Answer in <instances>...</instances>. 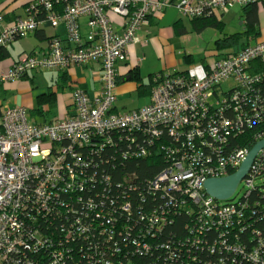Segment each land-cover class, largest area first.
Wrapping results in <instances>:
<instances>
[{
	"label": "built area",
	"instance_id": "1",
	"mask_svg": "<svg viewBox=\"0 0 264 264\" xmlns=\"http://www.w3.org/2000/svg\"><path fill=\"white\" fill-rule=\"evenodd\" d=\"M256 1L72 0L62 11H57L56 1L39 0L36 6L31 5L26 10L24 18L4 23L0 16V48L8 46L14 36L25 38L42 24L53 28L64 24L67 42L74 44L72 48H64L59 40H53L49 51L21 55L9 70L0 71V83L38 68L64 69L67 65L92 63H98L101 68L100 92L91 97L81 88L74 89L70 96L72 108L65 117L37 124L28 121L22 107L1 108L0 264L40 263L34 258L45 254L40 251H49L47 244L55 235H59L65 245L88 239L87 233L92 229L84 220L93 215L100 225L102 203L100 197L95 202L86 195L84 171L88 163L77 153L88 146L101 152L120 131L131 144L135 143L133 132H141L147 146L153 145L164 133L182 145L181 162L156 176L151 183L153 192L165 196L188 194L201 210L204 225H208L209 219L217 229H229L235 225V220L244 222V203L219 206L206 195L203 183L235 173L249 151L264 140L263 128L254 137L251 147L237 146L230 141L243 135L245 125L264 122V93L256 91L264 72L250 73L248 69L252 61H264V41L215 61L199 78L155 75L150 103L138 111L118 114L113 111V105L118 77L116 66L126 60L128 47L138 42L137 33L147 24L149 16L175 7L181 15L193 19L222 12L230 5ZM109 13L121 18V33L115 31ZM81 20L86 21L85 37L80 32ZM228 82H232L234 88L224 93L222 87ZM146 153L145 148L137 146L134 156L143 157ZM263 172L264 149L257 153L240 182L245 187V196L255 188V177ZM123 209L127 211L129 206L124 205ZM68 214L73 215L72 222H67ZM260 219L262 216L257 214L256 220ZM149 221L159 229L167 224L164 212H155ZM59 222L63 224L54 225ZM204 225L200 231L206 227ZM96 237H101V233ZM220 238L225 239L226 234ZM191 243L197 246L201 242L197 239ZM63 248L46 256L48 264L71 260L69 251ZM233 252L240 253V250L236 247ZM79 254L80 259L74 264H87L81 251ZM248 261L264 264V256L257 250L248 256Z\"/></svg>",
	"mask_w": 264,
	"mask_h": 264
},
{
	"label": "trees",
	"instance_id": "2",
	"mask_svg": "<svg viewBox=\"0 0 264 264\" xmlns=\"http://www.w3.org/2000/svg\"><path fill=\"white\" fill-rule=\"evenodd\" d=\"M38 1L36 2L38 3ZM54 1L57 2L55 6L57 11H62L72 2V0ZM36 2L26 6L25 16H27L26 10L31 5L36 6ZM238 5L242 8L241 15L244 21V31L232 35H223L222 38L216 41V46L219 50H232L231 52L222 53L220 59L254 45L251 42L259 34L258 11L260 8L264 10V0ZM9 15L6 14V18L11 17ZM17 18L20 17L7 18V22L10 23ZM190 20L194 32H201L207 28L222 32L224 28L223 23L216 19L214 12L209 16L205 15ZM50 28L56 29L57 27ZM39 32L42 31L37 29L29 33L26 38L35 34L38 38H41L39 37L41 33L37 34ZM42 36L40 40L47 41L45 51H49V46L53 40H59L64 48H72L74 45L67 42V37L64 42L57 36L48 38L43 34ZM19 39L21 38L14 36L8 46H11ZM8 46L0 48V61L10 58ZM24 54L33 56V54L40 53L33 50L22 53L18 57ZM251 63L252 66L248 68L250 73L264 72L263 60L257 59ZM72 66L78 65H67L64 69L38 68L28 70L12 81L0 83V96L3 97L2 95L7 93L4 85L27 80L28 72L30 71H64ZM208 70L209 67H205L203 73H207ZM183 74L182 72L181 75ZM159 75L162 76L163 74L159 73ZM172 75H178V73L165 76ZM154 76L152 75L149 78L148 85L142 84L137 74L133 73L130 77V79L135 80L139 84L136 93L140 96L148 95L149 103L153 87L150 81ZM229 83L231 85L227 88ZM256 87V91L264 93V78L258 82ZM233 88V83L228 82L222 87V91L228 93ZM53 92L51 88H48L46 92L39 94L35 99L37 105L32 111L37 115H43V108L45 110H48V108L55 109L56 93ZM115 103L113 111L118 113ZM2 107L0 106V110ZM262 118L264 119V115H262ZM244 127L245 132L243 135L230 138V141L237 146L246 145L251 147L254 143V137L259 131L263 130L264 122L256 124L253 121ZM133 134L136 135L134 144H131L130 139H126V134L120 131L114 136L115 140L111 144L104 146L101 152H96L94 147L90 148L91 146H88L86 150L83 149L77 153L81 160L88 163V168L84 171L87 175L86 195L93 198L95 202L100 197L99 202L101 201L102 203L99 208L102 215L101 224H96L98 219L93 215L86 217L84 221L89 226V229H92L87 233L89 234L87 240H75L65 245L59 235L51 237L50 244H47L49 251H40L39 253L45 254H39L34 258L40 262L37 264H48L49 260L46 256L60 247H65L71 257V260L64 261L62 264L78 262L80 259L79 251H81L87 264H251L248 261V256L253 252L258 250L260 255L264 256V186H256L255 184L257 179L264 177V172L255 177V188L247 196H245L244 190L243 195L236 202H232V199L227 202L214 201L219 206L238 203L246 205L242 216V221L244 222L235 220L233 227L217 229L212 226L209 219L207 221L208 225H204L205 219L201 210L192 203L188 194L165 196L151 190V183L160 172L166 170L174 163L181 162L183 148L180 142L164 133L153 141V145L147 146L141 136V132H133ZM137 146L147 150L145 156H134ZM77 169L75 167V170ZM124 205L129 206L127 211L123 209ZM80 209L78 207L76 211L79 212ZM155 212H164L167 218V224L162 226L161 229L157 226H151L149 223ZM257 214L262 216L259 221L256 220ZM66 219L67 222H72L73 215L68 214ZM236 222L240 224L238 225ZM62 224V222H59L54 225L60 226ZM202 225L206 227L200 231L199 229ZM94 228H96V231H94ZM98 233H101V237H96ZM224 234H226V238L221 239L220 237ZM110 237H112L111 241H107ZM197 239L201 243L197 246L193 245L191 242ZM236 247H238L240 253L233 252Z\"/></svg>",
	"mask_w": 264,
	"mask_h": 264
},
{
	"label": "crops",
	"instance_id": "3",
	"mask_svg": "<svg viewBox=\"0 0 264 264\" xmlns=\"http://www.w3.org/2000/svg\"><path fill=\"white\" fill-rule=\"evenodd\" d=\"M36 1L37 0H0V16L3 17L4 23L7 22V18H24L26 6ZM237 5L238 4L232 5L223 12H214L216 19L224 25L222 32H218L213 28H207L201 32H194L190 18L181 15L175 7H169L162 13L149 16L147 24L143 25L137 33L138 42L128 47L126 60L119 62L116 66L118 74V84L115 90L116 101L117 97L121 95L136 92L139 84L135 80L130 79L133 73L137 74L141 83L146 85L149 84V78L152 75L159 73L167 75L170 71L174 73L177 69H181V72L190 71L189 73L197 78L203 76L205 67H210L213 62L219 60L222 57V53L232 51L231 49L219 50L216 46V41L222 38L223 35H232L244 31V21L241 15L242 8L240 7L239 13L238 9L234 8ZM6 14H10L9 16L11 17L6 18ZM109 18L112 21L115 31L121 33V19L111 13H109ZM234 20L240 22V24L237 25V28L234 27L230 29ZM230 21L232 24H230ZM39 30L42 32L37 34L41 33L39 35L41 38L43 34L46 38L57 36L62 41H66V28L64 24H60L56 29L50 28L47 24H42ZM80 32L82 37L87 35L85 20L80 21ZM258 33L256 39L252 40V44L264 41V10L261 8L258 11ZM41 38H38L36 34L30 35L8 46L10 58L0 61V71H5L7 68L12 67L13 63L16 62L18 56L22 53L31 52L33 50L35 52L45 51L47 48V41H41ZM191 41H195L196 48H190ZM195 55L200 56V62L195 68L189 70L187 67L193 65ZM179 59L181 62H178ZM189 62H192V64ZM179 65L182 67L178 68L180 67ZM55 72L60 74V80L63 85L69 83V94L65 95L66 102L64 103L60 97H57V92L52 89V91H54L53 93H56L55 108L59 107L58 111L62 113V116L51 121L65 117L66 114L71 111L70 96L74 89L81 88L91 97L98 94L101 90V84L99 82L101 68L98 63H92L83 67L72 66L64 71ZM18 82L4 85L6 91L17 89ZM151 83L152 80L150 81V84ZM28 96L29 95L21 97V100L22 98L28 99ZM26 105H29V103H26ZM0 106H2L1 103ZM12 106L17 105H11L10 107ZM64 107L65 109L66 107L68 108L66 114H63L65 112ZM118 114L121 113L118 112Z\"/></svg>",
	"mask_w": 264,
	"mask_h": 264
},
{
	"label": "rangeland",
	"instance_id": "4",
	"mask_svg": "<svg viewBox=\"0 0 264 264\" xmlns=\"http://www.w3.org/2000/svg\"><path fill=\"white\" fill-rule=\"evenodd\" d=\"M234 8L238 9V11L240 13V5H237ZM230 24H232L231 21H230ZM239 24H240V22H237L234 20L233 25L230 29H232L234 27L237 28V25H239ZM190 44H191L190 48H196L195 41H193V42L191 41ZM199 57H200L199 55L194 56L195 61H194L193 65H189L187 67L189 70L195 68V66L200 62ZM180 59H182V58H180ZM180 59L178 62H181ZM189 63L192 64V62H189ZM181 67L182 66H180L178 68H181ZM189 72L183 71V73L186 75H189L191 77H196L193 74H190ZM174 73H178V75L182 74L181 69H177L176 71H174ZM168 74H173V72L170 71ZM18 83L19 84H17V89H14L13 91H7V93L5 95H3V97L0 98V103L2 106L17 105L18 107L24 108L25 112H26L27 119L31 123H37V124H42L45 122L49 123L51 120H53L59 116H62V113H60L58 111L59 107H57L55 109H49L48 108V110H45V108H43V110H42L43 115L42 114L37 115L36 113H34L32 111L37 105V102L35 100L36 97L39 94L46 92L48 90V88H51L54 91H56L57 97H60V99H62L64 103L66 102L65 95L69 94V83H67L66 85H63V83L60 80V74H58V72L51 71V70L30 71V72H28V79L22 80ZM230 85H231V83H229L227 85V88ZM70 93H71V91H70ZM26 95H29L28 96L29 98L28 99L22 98V100H21V97L26 96ZM26 103H29V105H26ZM148 103H149L148 95L140 96L138 93L133 92V93H130L127 95H121V96L117 97V101L115 103V108H116L117 112H119V113H128V112H132L134 110L140 109V108L146 106ZM22 104H23V106H22ZM64 110H65V112L63 114H66L68 112V108L66 107V109H65V107H64ZM255 184H256V186H264V177L257 179ZM244 190H245L244 185L242 183H240L238 185L236 193L233 196L232 202L238 201V199L241 198V196L243 195Z\"/></svg>",
	"mask_w": 264,
	"mask_h": 264
},
{
	"label": "water",
	"instance_id": "5",
	"mask_svg": "<svg viewBox=\"0 0 264 264\" xmlns=\"http://www.w3.org/2000/svg\"><path fill=\"white\" fill-rule=\"evenodd\" d=\"M264 149V140L258 142L248 153L240 168L232 175L221 179H210L203 183V189L210 198L227 202L231 200L240 182L246 177L257 153Z\"/></svg>",
	"mask_w": 264,
	"mask_h": 264
},
{
	"label": "bare ground",
	"instance_id": "6",
	"mask_svg": "<svg viewBox=\"0 0 264 264\" xmlns=\"http://www.w3.org/2000/svg\"><path fill=\"white\" fill-rule=\"evenodd\" d=\"M217 201V200H216Z\"/></svg>",
	"mask_w": 264,
	"mask_h": 264
}]
</instances>
